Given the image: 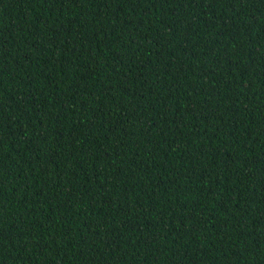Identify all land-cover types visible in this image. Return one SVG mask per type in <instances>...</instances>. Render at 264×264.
Wrapping results in <instances>:
<instances>
[{
  "label": "trees",
  "instance_id": "obj_1",
  "mask_svg": "<svg viewBox=\"0 0 264 264\" xmlns=\"http://www.w3.org/2000/svg\"><path fill=\"white\" fill-rule=\"evenodd\" d=\"M0 264H264V0H0Z\"/></svg>",
  "mask_w": 264,
  "mask_h": 264
}]
</instances>
